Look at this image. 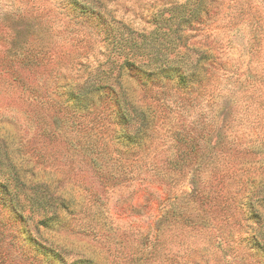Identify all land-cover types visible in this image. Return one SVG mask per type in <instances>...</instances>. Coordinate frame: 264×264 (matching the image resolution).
<instances>
[{
    "label": "rangeland",
    "instance_id": "1",
    "mask_svg": "<svg viewBox=\"0 0 264 264\" xmlns=\"http://www.w3.org/2000/svg\"><path fill=\"white\" fill-rule=\"evenodd\" d=\"M78 1L95 3L105 19L83 13ZM199 1L202 10L176 35L168 28L161 30L167 38L157 34L160 14L189 13ZM167 40L179 44L168 57L200 58L196 83L149 75L154 64L143 66L145 75L124 67L126 57L147 63ZM19 45L31 49L34 64L0 73V179L16 171L19 182L10 186L19 188L27 221L0 193L4 264H61L33 250L34 237L76 264H264L253 237L264 236V219L259 225L248 216L256 191L264 194V0H0V49ZM104 86L125 94L146 123L122 126ZM79 91L82 104L74 101ZM181 123L212 131L208 169L228 170L229 200L199 203L200 151L191 162L178 160L179 169L165 165V184L135 176L157 152L177 158L172 132ZM105 156L140 169L109 180ZM257 210L264 218V201Z\"/></svg>",
    "mask_w": 264,
    "mask_h": 264
},
{
    "label": "trees",
    "instance_id": "2",
    "mask_svg": "<svg viewBox=\"0 0 264 264\" xmlns=\"http://www.w3.org/2000/svg\"><path fill=\"white\" fill-rule=\"evenodd\" d=\"M79 2V1H78ZM80 3V2H79ZM188 4L191 3V1L187 2ZM190 7L188 8L189 13L186 12V8L183 5V9L180 11H177L176 13L171 14L166 19H160L163 17V14H160L158 18L159 20H162L164 22V26L160 25L158 23V28L160 29V32L157 33L160 35V37L167 38L168 33L163 31L161 33V30L165 28V30L168 28L169 31H173L176 35L178 31L182 30L183 24H189V20L191 17H196L197 12L201 11L200 5L202 3L199 1L197 3H192ZM81 7L83 8V13L89 12V13H95L101 20H104L103 14L95 7V3L89 2V3H80ZM187 7V6H186ZM20 10H17V17H19ZM178 13V14H177ZM175 27V29H173ZM114 32V33H113ZM116 31L109 30L110 34H113L114 41H117V33ZM161 33V34H160ZM157 39V37L155 38ZM177 39V37H176ZM120 41H117L119 43ZM167 43H158L159 50L157 53H153L152 57L148 60L147 63H144L142 65L135 64L134 61L129 62L127 57L124 61V67L135 75H145L146 69H144L143 66L149 67L150 65L154 64V71H150L149 75H158V77H162L163 79H169L176 80L177 84L183 85L187 81L190 83H196V79L198 74L196 73L195 69L197 70V67L200 63V58L198 57L197 61L193 62L190 61V55L182 53L178 58H175L179 55L177 53L175 57H168L169 54H172V52H175V50L178 48V45L175 40H167ZM130 47H134V45H129ZM125 47V46H124ZM163 48L165 51H163ZM133 49V48H131ZM31 49H26L25 47H22L21 45L18 46V49L14 52L12 51V48L10 50L7 49H0V73H7L9 71L17 72L16 67L18 68H24L26 66H30V64H34V62L30 59L32 57ZM188 77V79H187ZM100 89H108L109 93L106 94V103H110L113 105V107L116 110V118L121 123L122 126L127 127L129 124H131L133 121L137 120V122L141 125L146 123V115L144 112L137 110L136 108L130 109V103L128 100H126L125 94H123L120 91H116L115 88H112L111 86L102 87ZM83 90V89H82ZM91 93V92H90ZM84 93L82 91H79L74 96V101L77 104L83 103ZM186 95L190 96L189 93H186ZM190 97H187L186 100H188ZM158 108L163 111V109L166 108L165 103H163L159 98L156 100ZM191 101V100H190ZM84 110H87L88 114L90 115L92 111L89 112V109H87L86 105L83 106ZM92 109V108H91ZM160 111V113H161ZM103 112V111H102ZM105 112V111H104ZM101 120L99 122H105L104 120L107 117H104L99 115ZM160 116L158 117V119ZM183 127L181 126L180 130H176L172 132V138L174 140L173 148L176 149L177 152V158L174 161L168 160L166 157H161V154L157 152L154 156L151 157L149 163L145 167L144 171H138L136 173V177L139 178L140 181H152V180H159L162 183L165 184V172H164V166H170L169 164H173V166L178 169L180 168L178 164V160L185 162L188 160L191 162L196 158L198 155V152L200 151L199 159L201 160L198 164L200 167L197 171L196 177V196L199 199V203L207 204L210 200H218L221 198L224 200H229V198H226L228 193L226 192L228 183H229V172L226 169V171L218 170V169H208L209 164L213 163L212 159H214V156H211L207 152L209 151V148L211 147V141L210 136L212 134V131L210 133L205 132V128L203 127H192L191 130L188 131L184 128V123H181ZM145 126V125H144ZM186 130V131H184ZM139 132V131H138ZM138 145V144H137ZM207 150V152H206ZM212 150H215V146L212 147ZM5 153L0 150V167H2V161L3 155ZM5 156V155H4ZM121 157V156H119ZM8 158V157H6ZM97 158V157H96ZM99 159V157H98ZM102 161H104L105 166L109 167L111 172H108L109 180H120L123 176H126V174H130L133 172L134 167H136V171L140 168L137 167V165H140L139 163L134 164H128L126 165L128 168H125L121 166L120 160H114L111 156L108 157H102ZM96 159H93V163H96ZM8 167V165H7ZM8 173V177L4 179V181H1L0 179V193L2 196L7 197L10 201L11 210L16 215V217H19L20 220L24 221V223L27 221V219L23 216V213H21L22 209L18 207V195L17 191L19 188L15 187V189L11 188L10 182H15L16 185L19 182V177L15 170H10ZM129 169V170H128ZM115 171V172H112ZM195 171V172H196ZM214 188L213 195L210 196V190ZM209 189V190H208ZM260 189L256 191V199L252 200L249 203V210H248V216L255 220V223L261 225L263 221L262 214L257 210V204L264 201V194L260 193ZM26 195V194H25ZM253 195V196H255ZM251 196V198H253ZM36 198V197H35ZM35 198L33 196H27L26 200L28 202H34ZM177 197L174 198L176 200ZM174 205V204H173ZM178 205L177 203L175 204ZM168 211H166L167 214ZM173 214H176L173 212ZM177 215V214H176ZM40 225V224H38ZM154 230V242L152 245V248L154 250L157 248L159 244V238L161 234V227L155 228ZM139 236L141 238H146V235H142V232H138ZM254 240L259 248L264 249V236H261L260 233H256L253 235ZM31 246H33V250H35L37 253H40L42 251V255L49 259V256L53 258V260L59 261L61 264H76L74 261H68L67 258L64 257L61 251L57 250L51 246H46L43 243L39 242L38 239L31 238L29 243ZM139 244V243H138ZM142 251V245L139 244V247L135 252L133 249H131V259H139L134 257L136 254L140 253ZM144 252V250H143ZM153 253V252H152ZM152 257V259H155L154 255H149ZM35 259V256L32 257V260ZM141 259V258H140ZM31 260V263H32ZM151 259H149L150 261ZM4 259L0 260V264H4Z\"/></svg>",
    "mask_w": 264,
    "mask_h": 264
}]
</instances>
